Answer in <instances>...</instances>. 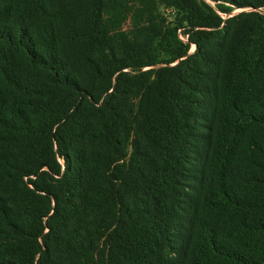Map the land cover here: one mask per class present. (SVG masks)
I'll return each instance as SVG.
<instances>
[{
    "label": "trees",
    "instance_id": "trees-1",
    "mask_svg": "<svg viewBox=\"0 0 264 264\" xmlns=\"http://www.w3.org/2000/svg\"><path fill=\"white\" fill-rule=\"evenodd\" d=\"M131 3L177 22L111 29ZM0 81L20 220L0 207V264H53L84 212L109 217L99 264H264V0H0Z\"/></svg>",
    "mask_w": 264,
    "mask_h": 264
},
{
    "label": "rangeland",
    "instance_id": "rangeland-1",
    "mask_svg": "<svg viewBox=\"0 0 264 264\" xmlns=\"http://www.w3.org/2000/svg\"><path fill=\"white\" fill-rule=\"evenodd\" d=\"M209 1V0H206ZM214 2H211L213 5ZM156 6L157 11L155 12L157 20H154L151 17L150 10L146 5L141 3H131L126 8V11H112L108 18L110 19L109 25L113 30L125 31L130 37H138L140 39L145 38L148 34V30H159L166 26L175 25L177 22V13L174 9L160 5L156 3L155 5L151 4L150 9ZM252 7H241L234 8L228 13L220 12V15L223 18H228L236 13L241 11L252 10ZM182 38H184L182 36ZM197 51V47L192 45L187 55L193 54ZM155 59L160 61L156 63L157 65L165 64H175L178 61L169 63L170 54L165 53L161 50H156ZM162 61V62H161ZM140 67V68H139ZM155 67V64L152 65H143V66H130L124 70L130 73L132 77H135L134 81L139 85L141 83V78L137 77L139 71H144ZM141 69V70H140ZM137 89V86H135ZM9 88L0 81V98L4 96L5 98L11 99V95L8 92ZM11 101V100H10ZM129 108L132 110L135 115L137 111L139 93L134 91L129 96ZM132 137L125 145V153L127 155V161L134 153ZM14 145L12 144L9 134L5 131L0 130V156L7 157L11 154ZM60 162L64 167V160L59 158ZM6 171H9L6 168ZM19 184L14 182L13 179L9 178L3 173L2 168L0 167V207H2L8 214L9 219L19 224V211H18V191ZM80 221L78 227H76L81 233V238L83 243H76L75 238L68 237V241L64 244L61 238L51 237L48 239V244L51 248V254L48 258L53 262V264H99L103 251L105 250V230L106 226L109 223V217H100L90 215L88 212H84L80 215ZM46 221V218H45ZM5 228L0 225V248L6 246L8 243V238L4 232ZM49 231V228H46L44 233ZM63 237V234H62ZM29 247L31 249L35 248V239L33 237H26ZM39 241L43 242V239L39 237ZM39 255L36 256V258Z\"/></svg>",
    "mask_w": 264,
    "mask_h": 264
},
{
    "label": "built area",
    "instance_id": "built-area-1",
    "mask_svg": "<svg viewBox=\"0 0 264 264\" xmlns=\"http://www.w3.org/2000/svg\"><path fill=\"white\" fill-rule=\"evenodd\" d=\"M182 37V36H181ZM194 45V44H193Z\"/></svg>",
    "mask_w": 264,
    "mask_h": 264
}]
</instances>
